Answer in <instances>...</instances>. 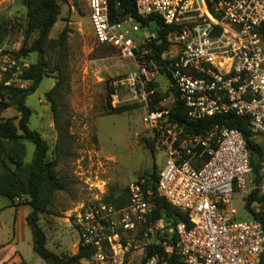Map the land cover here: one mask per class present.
Instances as JSON below:
<instances>
[{
	"label": "built area",
	"instance_id": "1",
	"mask_svg": "<svg viewBox=\"0 0 264 264\" xmlns=\"http://www.w3.org/2000/svg\"><path fill=\"white\" fill-rule=\"evenodd\" d=\"M85 2L95 41L114 47L129 65L120 81L124 102L138 105L143 131L165 160L154 189L146 177L128 182L125 205L95 198L74 209L76 246L93 249L82 261L141 264L146 257L145 264H168L166 255L173 254L181 264H264L262 223L237 219L232 205L240 195L249 215L246 198L253 189L264 192V160L256 183L240 130L187 128L233 113L260 133L264 148V0H133L144 23L124 12L121 0ZM18 50L0 43V84L13 85ZM180 108L181 119L170 117ZM154 194L185 210L188 223L171 226L154 217Z\"/></svg>",
	"mask_w": 264,
	"mask_h": 264
},
{
	"label": "rangeland",
	"instance_id": "2",
	"mask_svg": "<svg viewBox=\"0 0 264 264\" xmlns=\"http://www.w3.org/2000/svg\"><path fill=\"white\" fill-rule=\"evenodd\" d=\"M32 1L0 0V24L8 28L1 43L20 47L27 19L25 4ZM58 3L59 14L48 37L56 39L63 30L66 32L62 64L67 81L52 93L61 136L45 95L57 80V72L51 67L60 52L58 46L51 47L48 43L44 48V57L53 64L47 65L41 83L25 102L32 113L29 127L37 130L48 144V157L56 156L55 170L66 185L53 194L49 223L41 216L48 236L47 246L57 253L72 255L77 251L78 240L77 230L71 225L74 209L89 199L104 200L108 195L119 194L129 181L150 173L153 167L160 168L165 155L149 147L140 109L109 112L110 88H114L118 100L111 107L126 103L120 81L129 65L117 51L95 41L85 0H58ZM37 60L35 52L16 58L20 69ZM23 63L25 66H21ZM20 69L11 81L15 86L24 87L28 81L19 77ZM0 115L18 116L13 108L4 109ZM33 150V144L26 141L24 162L31 161ZM9 203L8 198L0 196V264H46L32 250L31 233L25 221L30 207L15 208ZM232 205L237 209V219H249L240 195L234 197ZM79 264L85 263L81 260Z\"/></svg>",
	"mask_w": 264,
	"mask_h": 264
},
{
	"label": "trees",
	"instance_id": "3",
	"mask_svg": "<svg viewBox=\"0 0 264 264\" xmlns=\"http://www.w3.org/2000/svg\"><path fill=\"white\" fill-rule=\"evenodd\" d=\"M121 1H123L124 12H129L142 23L146 21L135 13L133 0ZM25 6L27 8V19L24 40L19 50L14 52V55L16 58L27 57L29 53L35 52L38 55V60L20 69L18 75L22 80L28 81L26 86L0 84V114L7 108H13L18 114L17 117L6 118L0 115V196L8 198L12 206L25 204L30 207V211L25 216V221L31 233L32 250L46 264H79L82 259L90 257L93 249L79 246L74 254L67 255L65 253H57L47 246L48 236L41 221L43 218L49 223L48 217L52 213L53 194L57 190L65 189L66 185L55 170L57 164L56 156L54 158L48 157V144L37 130L29 127V119L32 113L25 102L27 96L33 93L41 83L47 65L53 64L52 60H47L44 57V48L48 43H50L51 47L58 46L60 52L56 57V61H54V66L51 67V70L57 72V80L45 95L51 103L53 121L61 136L62 129L58 122V113L52 93L55 90H60L67 81L62 64L65 55L66 32L63 30L56 39L48 37L50 29L59 14L58 0H33L32 4L26 3ZM7 30L8 28L5 24H0V43L3 41ZM166 30L162 28L163 33ZM259 34L264 44V21L259 28ZM100 45L117 51L112 46ZM112 93H114V88H110L107 94L110 96ZM107 104L111 113H119L128 108L138 107L137 104L131 102L111 107L109 98ZM171 111L170 117L178 120L185 114L181 108L180 111L179 109L177 110L178 113L174 112L173 109ZM16 118L17 122L15 123L14 120ZM215 124L236 128L241 131L249 154L251 176L258 183L260 180L259 169L261 162L264 160V148L260 133L252 130L246 118L233 113L215 114L197 122L189 123L187 128L191 127L193 132L198 133ZM26 141L31 142L34 146L31 161L28 163L24 162ZM147 143L155 151L154 139L147 138ZM159 170V167L157 169L153 167L150 173L141 175L133 180L146 177V184L154 189ZM127 184L119 194L108 195L104 201L115 207L125 205L128 200ZM20 198H24V201H19ZM15 199H18V201H15ZM151 200L154 204V217L162 218L166 224L171 226L180 221L188 223V215L185 210L171 205L157 194H154ZM252 200L258 201L260 205L251 207ZM245 207L249 212V216L259 220L264 228V192L261 194L259 189H253L246 198ZM41 216L43 217L41 218ZM157 250L160 254L163 253L160 247H157ZM152 252V249L148 248L146 255L149 256ZM166 258L168 264H181L176 255H166ZM145 260L146 257L141 261V264H145Z\"/></svg>",
	"mask_w": 264,
	"mask_h": 264
},
{
	"label": "crops",
	"instance_id": "4",
	"mask_svg": "<svg viewBox=\"0 0 264 264\" xmlns=\"http://www.w3.org/2000/svg\"><path fill=\"white\" fill-rule=\"evenodd\" d=\"M8 205H10V203H9ZM24 205H25V204H24ZM10 206H12V205H10ZM18 206H20V205L13 206V207L18 208ZM27 206H28V205H27ZM29 211H30V209H29ZM29 211H28V212H29ZM28 212H27V213H28ZM0 262H1V261H0Z\"/></svg>",
	"mask_w": 264,
	"mask_h": 264
}]
</instances>
